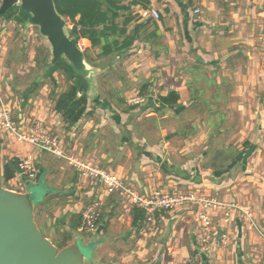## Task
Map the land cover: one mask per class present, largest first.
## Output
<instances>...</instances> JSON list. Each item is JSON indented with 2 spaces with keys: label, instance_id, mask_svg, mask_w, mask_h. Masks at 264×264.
<instances>
[{
  "label": "crops",
  "instance_id": "0c3cea01",
  "mask_svg": "<svg viewBox=\"0 0 264 264\" xmlns=\"http://www.w3.org/2000/svg\"><path fill=\"white\" fill-rule=\"evenodd\" d=\"M148 1L146 7L145 0L125 2L136 15L128 27L135 36L128 51L102 57L100 47L79 39L88 67L98 70L94 87L65 61L54 69L47 38L34 36L36 26L28 22V14L19 8L9 11L8 18L2 17L20 34L0 30V94L13 106L18 122L42 120L68 152L118 174L142 196L193 191L249 208L254 229L241 212L225 227L221 209L207 211L211 244L204 264H264V0ZM148 8L159 11L161 18L143 17ZM12 42L16 51L9 49ZM38 45L46 50L43 56ZM59 73L75 78L61 84ZM70 84L77 85L79 96L88 97L86 112L73 125L55 108ZM153 90H159L158 97L175 91L179 100L172 105L149 102L142 108L127 103L130 96ZM33 153L32 145L0 135L1 187L31 192L32 182L17 178L16 172L6 179L5 166ZM36 156L39 173L34 182H44L48 192L34 207L35 219L38 207L52 204L57 209L55 225L69 232L67 242L78 238L90 243L95 237L99 245L89 264L112 262L101 252L113 237L103 217L94 232L85 233L90 236L78 230L82 209L98 198L105 216L122 206V223L115 228L128 220L126 238L139 233L135 258L147 262L143 264H190L204 228L200 204L188 201L164 210L151 226L135 216L129 198L101 193L99 185L67 160L47 152ZM225 231L227 246L220 243Z\"/></svg>",
  "mask_w": 264,
  "mask_h": 264
},
{
  "label": "built area",
  "instance_id": "2783aa9c",
  "mask_svg": "<svg viewBox=\"0 0 264 264\" xmlns=\"http://www.w3.org/2000/svg\"><path fill=\"white\" fill-rule=\"evenodd\" d=\"M3 0H0V6ZM20 5V2L16 4ZM194 13H200V9L194 10ZM145 18H154L159 20L161 14L159 11L148 8L142 12ZM154 94H134L127 100L132 106H143L149 104L150 101L158 102ZM0 135H5L9 139L18 144H30L34 147L35 153L21 157L19 159L16 177L25 179L28 182H34L39 173L37 164L38 152H47L62 159L75 167L82 177L89 178L91 182L99 185L103 192L107 194H120L130 199L133 207L140 208L144 211V221L154 226L157 222V216L160 212L172 209L175 206L191 201L198 203L202 207L200 212V220L203 223V232L200 234V246L196 252L190 257V264H204L205 253L210 248V228L212 219L207 211L210 208H218L222 210L223 222L225 227L235 217L236 212L248 221V228H257L253 220L251 210L238 202L223 203L218 202L209 197L202 196L196 192H186L181 194H170L156 191L150 197L140 195L138 192L129 187L124 180L116 173L110 172L96 165L92 160L83 159L68 152L58 134L47 131L42 120H34L29 124H21L14 117L13 106L3 99L0 94ZM102 201L100 198L93 200L86 205L81 211V223L79 225L80 233H92L96 230L101 215ZM228 232H224L221 237V244L228 245Z\"/></svg>",
  "mask_w": 264,
  "mask_h": 264
},
{
  "label": "water",
  "instance_id": "95a60500",
  "mask_svg": "<svg viewBox=\"0 0 264 264\" xmlns=\"http://www.w3.org/2000/svg\"><path fill=\"white\" fill-rule=\"evenodd\" d=\"M20 2L19 10L29 15L28 22L39 28L52 50V64L67 62L75 74L87 78L93 87L98 70L89 68L78 41L86 38L80 28L78 36L66 31L67 19L56 9L54 0H3L0 16ZM44 197L36 192L20 193L0 186V264H89L94 260L98 243L74 239L60 249L40 230L34 207Z\"/></svg>",
  "mask_w": 264,
  "mask_h": 264
},
{
  "label": "trees",
  "instance_id": "16d2710c",
  "mask_svg": "<svg viewBox=\"0 0 264 264\" xmlns=\"http://www.w3.org/2000/svg\"><path fill=\"white\" fill-rule=\"evenodd\" d=\"M54 1L57 11L73 24L71 29L72 36H78L80 28L85 27L87 30L86 38L89 39L93 47H100V56L123 53L133 46L135 36L128 33V27L135 20L136 15L133 14L131 5L125 4L128 0ZM141 1L143 0H133V3ZM148 3L149 1L145 0L144 6L146 7ZM58 64L54 65L53 68L55 69ZM67 66L70 67L69 65ZM66 78L72 79L75 76L66 73ZM78 92L77 85L70 84L56 99L55 108L62 114L64 121L69 125L77 123L87 109V94L83 93L79 96ZM178 100L179 94L175 91L158 98L161 105L176 104ZM18 164L19 159L17 158L6 164V179L15 176ZM134 214L136 217L144 219V211L142 209L134 207ZM67 245L68 242L64 241L58 246L62 249Z\"/></svg>",
  "mask_w": 264,
  "mask_h": 264
},
{
  "label": "rangeland",
  "instance_id": "374dc122",
  "mask_svg": "<svg viewBox=\"0 0 264 264\" xmlns=\"http://www.w3.org/2000/svg\"><path fill=\"white\" fill-rule=\"evenodd\" d=\"M16 8H19V6H16L14 8V10H16ZM9 13H13V9L9 12ZM5 16V15H3ZM6 18H8V16L6 15ZM0 16V30L2 31V29L7 28V31L12 32L13 36H15L16 34H20L18 27H15L13 25H9L7 23V19ZM10 26V28H9ZM73 27V24L69 23V21L67 20V25H66V31L67 33L72 36L71 34V28ZM35 32L33 34H35L34 36H36L38 39H40V31L38 27H34L33 29ZM4 37H2V35H0V45L3 42ZM22 40V37L19 39ZM19 42V41H17ZM16 43V42H15ZM9 49L16 51L17 46L16 44H14L13 42L10 43L9 45ZM20 46V45H19ZM41 47V48H40ZM38 49H40L38 52L40 53V56L44 55V53H46V50L44 49V47L42 45H38ZM59 77L60 78V82L61 84H64V79L66 78L65 74H61L59 73ZM65 87L67 88L68 86L65 85ZM103 89V87H102ZM106 89V88H104ZM159 90H153L154 96L157 99V96ZM151 103L153 101H150ZM128 103V102H127ZM154 103V102H153ZM143 106H140V108H142ZM44 152V151H42ZM42 152H38V154L42 153ZM54 157H57L54 155ZM60 158V157H57ZM57 164H60L59 162H57ZM31 187H29V189L33 190L34 192H36L37 197H44L47 194V190L45 187V183L44 182H40L39 184H35V182H32ZM23 185L22 182L20 183V186ZM19 187V186H18ZM17 189V187H16ZM98 189V186H97ZM99 189L101 190L102 193V188L99 186ZM93 201V200H92ZM88 203H86V205H88ZM105 208V205H102L101 208V218L103 217V220H105V224L108 223V228L109 226L112 227V230L109 231L110 235H112L113 237L108 238V240L105 242V244H103L102 246V254L104 255L105 258L108 259H112V262H110V264H126V261L128 262V264H133L136 263L137 264H143V263H147L146 261L140 259V258H135L138 257V255L135 254V251H138V246H137V240H136V236L139 233H134V236L131 237H127L126 238V233L127 230H129V226L127 225V221L123 222V225L121 227H119L118 229L115 228L116 225H119L120 219H119V215L124 214L123 212V208L121 205H117V207H115L114 212H112L109 216H105V214L103 215V210ZM37 211V216H36V222L40 228V230L43 232V234L47 237H49L50 240L53 241V243L55 245H59L60 243L66 241L68 239L69 232L68 230H63L61 227L59 228L58 225H55L56 220L53 219V217L55 216V213L57 211L56 208H54V206L52 204H49L48 208L44 207V206H40L36 209ZM47 215H49L50 217H48ZM100 218V219H101ZM125 219V217H124ZM83 235H85L86 237L90 236V234H85L83 233ZM72 238V236H71ZM92 241L93 238L95 237H91ZM67 242V241H66ZM90 242V241H89ZM90 242V243H91ZM72 243V240L68 242V245H70ZM59 247V246H58ZM134 251V253H133ZM135 255L133 259H131V261H128L129 256ZM125 260V261H124ZM136 261V262H135ZM133 262V263H132Z\"/></svg>",
  "mask_w": 264,
  "mask_h": 264
}]
</instances>
